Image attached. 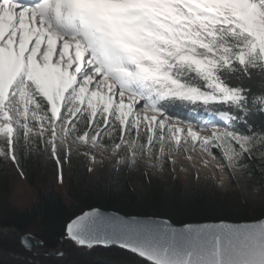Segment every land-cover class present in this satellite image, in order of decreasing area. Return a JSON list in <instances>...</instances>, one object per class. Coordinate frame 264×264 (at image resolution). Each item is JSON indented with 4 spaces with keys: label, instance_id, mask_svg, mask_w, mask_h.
<instances>
[{
    "label": "snow or ice",
    "instance_id": "obj_1",
    "mask_svg": "<svg viewBox=\"0 0 264 264\" xmlns=\"http://www.w3.org/2000/svg\"><path fill=\"white\" fill-rule=\"evenodd\" d=\"M257 115L264 0H0V158L21 176L33 151L54 162L60 183L73 157L89 172L105 158L117 172L141 160L176 172L183 155L214 167L221 185L243 183L255 165L264 170ZM64 236L148 264H264V218L175 227L93 209Z\"/></svg>",
    "mask_w": 264,
    "mask_h": 264
},
{
    "label": "trees",
    "instance_id": "obj_2",
    "mask_svg": "<svg viewBox=\"0 0 264 264\" xmlns=\"http://www.w3.org/2000/svg\"><path fill=\"white\" fill-rule=\"evenodd\" d=\"M171 111L178 117L190 118L189 111L180 106ZM253 120L259 125L264 117L257 115ZM19 150L25 151L22 147ZM40 167L38 158L31 153L21 157L23 178L33 187V195L29 205L20 207L11 201L13 186L4 159L0 158V264H148L117 248L90 250L64 240L66 223L92 208L125 216L166 218L178 225L264 218V201L261 206H252L238 192L219 193L195 179L186 183L161 182L148 173L143 175V171L117 172L113 167L93 175L87 171V164L72 160L71 167L64 165L63 189L49 186ZM252 172L258 185L264 186V170L259 164ZM19 234L44 241L42 249L56 250L60 246L63 255L34 254L22 247Z\"/></svg>",
    "mask_w": 264,
    "mask_h": 264
},
{
    "label": "rangeland",
    "instance_id": "obj_3",
    "mask_svg": "<svg viewBox=\"0 0 264 264\" xmlns=\"http://www.w3.org/2000/svg\"><path fill=\"white\" fill-rule=\"evenodd\" d=\"M19 147V146H18ZM32 155L38 158L40 163L41 172L46 175L49 186L64 187L61 185L57 179V170L54 162L48 158L42 152H31ZM100 157L97 156V160L99 161ZM73 161H78L83 164H88V161L84 158L73 157ZM6 171L9 174L10 182L13 186V192L11 194V201L13 204L17 206H26L32 199V189L29 187L27 181L23 176L20 175V170L16 168L10 161L4 160ZM114 161L111 159H104L103 165L99 163L95 166L96 171L92 172L93 175L98 172H103L110 167H113ZM197 168H199L197 179ZM119 169L121 170H129V172H137L143 171L148 173L153 179H156L161 182H171L178 181L180 183H186L191 179H195L198 184L207 183L213 186L219 193H227V192H238L240 193L246 201L252 206H261L264 201V191H261L262 187L258 185V179L253 176V172L251 175H246L242 177L243 183H228L227 181L221 185L217 179L221 174L217 173L215 168L213 167V173L209 174L208 168H203L201 165L197 164V167H192L191 163L188 162L183 155L176 157V172L172 171V165L166 164L161 167L156 164L154 161L149 162L146 160H141L139 162V168H126L121 166ZM181 169H183L181 171ZM57 183V184H56ZM60 184V185H59ZM19 202V203H18ZM56 256V255H53Z\"/></svg>",
    "mask_w": 264,
    "mask_h": 264
},
{
    "label": "water",
    "instance_id": "obj_4",
    "mask_svg": "<svg viewBox=\"0 0 264 264\" xmlns=\"http://www.w3.org/2000/svg\"><path fill=\"white\" fill-rule=\"evenodd\" d=\"M93 209L99 210L100 212H102V213H104L106 215H119L121 217H137V218H152V219H157V220H167L168 222H170L175 227H182L183 226V224L182 225L174 224L172 221H170V220H168L166 218L151 217V216H148V217H143V216H125L123 214H120V213H117V212H114V211L102 210L100 208H92V209L84 211L83 213L90 212ZM83 213H81L80 215H82ZM218 222H220V221H218ZM224 222H228V221H224ZM250 222H253V221H250ZM197 223H217V222H194L193 224H197ZM228 223H245V222H228ZM18 237H19V240H20V243H21L22 247L25 248L28 251L33 252L34 254L44 255V256H51V255H55L54 254L55 251H57V250L60 251V246L56 250L42 249L43 244L41 245V244L37 243V241H40V240L38 238L30 235V234H19ZM63 239L67 240L65 238V236H64Z\"/></svg>",
    "mask_w": 264,
    "mask_h": 264
},
{
    "label": "bare ground",
    "instance_id": "obj_5",
    "mask_svg": "<svg viewBox=\"0 0 264 264\" xmlns=\"http://www.w3.org/2000/svg\"><path fill=\"white\" fill-rule=\"evenodd\" d=\"M208 172H209V174H212L213 173V167L212 166H209L208 167ZM79 177V176H78ZM49 182V181H48ZM11 183V182H10ZM57 184V183H56ZM69 186V185H68ZM39 188H41V187H39ZM32 189H33V187H32ZM13 192V191H12ZM45 193V192H44ZM10 195V194H9ZM29 201H30V199H29ZM31 202V201H30ZM19 203V202H18ZM33 203V202H32ZM29 205V204H28ZM23 209V208H22ZM32 229V228H31Z\"/></svg>",
    "mask_w": 264,
    "mask_h": 264
}]
</instances>
